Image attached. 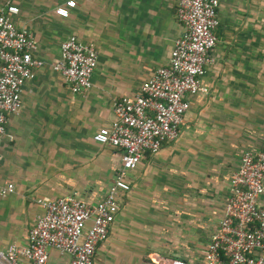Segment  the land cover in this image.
<instances>
[{"label":"crops","instance_id":"obj_1","mask_svg":"<svg viewBox=\"0 0 264 264\" xmlns=\"http://www.w3.org/2000/svg\"><path fill=\"white\" fill-rule=\"evenodd\" d=\"M218 1L207 91L188 97L177 140L144 153L127 173L131 189L94 264H150L145 259L156 256L200 264L224 215L230 176L245 152L264 151V0ZM7 2L18 7L13 20L32 35L44 66L23 86L21 111L8 117L0 140V186H14L0 196V250L26 245L43 212L38 200L95 203L107 194L120 151L94 134L115 121V102L135 97L168 64L183 32L178 0H76L67 17L56 13L65 0H0V9ZM70 36L97 50L91 88L81 94L52 68ZM49 254L51 264H69Z\"/></svg>","mask_w":264,"mask_h":264},{"label":"built area","instance_id":"obj_2","mask_svg":"<svg viewBox=\"0 0 264 264\" xmlns=\"http://www.w3.org/2000/svg\"><path fill=\"white\" fill-rule=\"evenodd\" d=\"M76 0H65L56 9L67 17ZM218 0H178L176 17L183 26L166 66L158 68L135 97L114 103L115 121L99 129L94 141L120 151V164L107 194L95 203L74 196L42 199L43 212L29 229L26 245L0 250V264H51L50 250L67 257L69 264H94L120 211V200L131 189L127 173L139 165L144 153L156 154L174 142L190 108L189 96L205 93L202 77L216 46ZM19 9L7 2L0 9V140L6 135L8 117L21 111L22 88L44 66L36 56L37 44L13 18ZM97 66L94 44L75 36L60 47L53 70L73 94L91 88ZM264 151L245 152L239 168L229 178L224 215L206 246L200 264H264ZM12 184L0 186L6 197ZM150 264H188L182 259L149 258Z\"/></svg>","mask_w":264,"mask_h":264},{"label":"rangeland","instance_id":"obj_3","mask_svg":"<svg viewBox=\"0 0 264 264\" xmlns=\"http://www.w3.org/2000/svg\"><path fill=\"white\" fill-rule=\"evenodd\" d=\"M115 251L118 252V254H120V253H119V249H115ZM123 251H124V250H123ZM120 252H121V250H120ZM124 254H126V252H124ZM145 256H146V255H145ZM146 257H147V256H146ZM145 261L149 262V260H146V259H145Z\"/></svg>","mask_w":264,"mask_h":264}]
</instances>
